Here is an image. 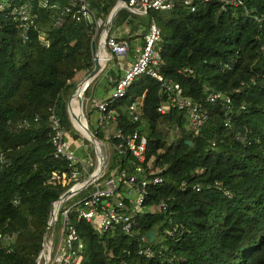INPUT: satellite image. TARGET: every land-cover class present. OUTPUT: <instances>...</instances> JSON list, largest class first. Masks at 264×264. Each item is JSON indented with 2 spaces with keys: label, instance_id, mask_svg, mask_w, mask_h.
Masks as SVG:
<instances>
[{
  "label": "trees",
  "instance_id": "obj_1",
  "mask_svg": "<svg viewBox=\"0 0 264 264\" xmlns=\"http://www.w3.org/2000/svg\"><path fill=\"white\" fill-rule=\"evenodd\" d=\"M86 1L105 20L119 0ZM187 1L141 16L120 9L109 33L128 42L131 57L155 22L162 76L200 103L208 118L194 135L185 111L157 112L166 95L145 75L115 100L95 99L100 73L88 85L87 123L96 111L93 100L109 102L117 114L112 126L146 138L143 167L163 182L147 189V208L130 234L98 233L72 211L70 222L84 245L79 264H264V0H240L238 7ZM48 3L57 8H42L39 0H0V233L7 237L0 243V264L37 263L52 202L65 192L48 184L53 172L67 170V163L54 157L51 116L66 139L80 135L68 102L92 67L93 29L76 20V9L55 27L69 0ZM21 4L31 8V22L11 16ZM118 59L125 58L114 57V65ZM108 70L102 94L120 78V71ZM209 91L226 93L230 104L207 103ZM140 100L141 117L133 122L125 110ZM88 129L102 139L104 128ZM112 142L107 170H132L137 161L118 154ZM148 233L154 234L152 242Z\"/></svg>",
  "mask_w": 264,
  "mask_h": 264
},
{
  "label": "built area",
  "instance_id": "obj_2",
  "mask_svg": "<svg viewBox=\"0 0 264 264\" xmlns=\"http://www.w3.org/2000/svg\"><path fill=\"white\" fill-rule=\"evenodd\" d=\"M203 1H218L233 7L242 6L240 0ZM175 3L176 0H119L114 7L119 10L126 9L132 14L141 16L150 9L169 11ZM187 4H191V1L188 0ZM39 5L42 8H57L55 4L49 5L48 0H39ZM72 9H76L77 21H84L93 29L92 42L95 46L93 64L89 70L85 71L83 79L92 72L95 64L99 65L100 70L94 77L87 80L85 84L87 88L114 57L126 58L128 56L129 44L125 40H117L115 34H107L105 27L111 12L105 20L97 17L86 0H69L68 6L63 7L55 19V27L60 28L63 25L64 18L72 13ZM30 10L31 8L27 5L21 4L11 10V16L22 23H28L31 22ZM193 10L194 7H191V11ZM40 40H43V37H40ZM159 40L160 30L156 23L152 22L144 37L143 45L136 50L134 61L116 81L109 98L115 100L124 97L126 90L135 78L141 75L150 77L160 84L162 92L166 95V101L157 108V112L165 114L170 108L185 111L188 116L190 132L196 135L206 122L208 112L203 109L200 103L183 95L178 83L162 76V58L160 48L157 46ZM99 55H102L103 61ZM110 82H112L111 79ZM78 92L77 89L71 100L68 114L74 129L89 142L88 136L74 120V117L80 114L82 124L88 128V123L83 115V106L84 104L86 106L88 101H84L82 97V112L80 113L77 102ZM206 101L209 104L218 101L224 105L230 104L229 96L222 92H207ZM91 106L99 114L95 128H104L101 140H97L90 132L95 143L89 142L92 144L94 152L95 149L100 152L104 150L106 161L101 171H99L98 159L95 157V161L92 160L91 152L86 153V160L76 156V149L72 148L71 139L65 138L59 122L54 116H51L53 129L51 145L54 157L63 159L67 163V170L53 172L48 184L64 188L65 192L72 188L73 192L61 204H59V200L65 192L58 200L52 202V216L49 217L47 224L49 230L43 240V250L36 264H79L84 245L80 235L70 222L72 211L77 219L83 220L98 233L110 230H119L124 234L132 233L137 217L147 208L144 205L147 189L150 185H158L163 182L160 176L153 175L154 171L145 170L143 167L146 159V138L139 136L137 132L126 134L122 129L114 128L112 123L117 120V114L114 110L109 109V102L93 100ZM125 111L133 122L139 121L142 100L131 102ZM111 140H113L111 146L118 154L129 155L137 161V165L132 170L126 168L107 170L106 151ZM3 163V155L0 151V164ZM147 167L150 168V166ZM80 195H83L82 198H79ZM72 200L73 202L68 208H61L65 202ZM160 206L164 208V204L161 203ZM151 208H155V205H152ZM6 240L7 237L0 233V243ZM142 240L146 241V238L142 237Z\"/></svg>",
  "mask_w": 264,
  "mask_h": 264
},
{
  "label": "rangeland",
  "instance_id": "obj_3",
  "mask_svg": "<svg viewBox=\"0 0 264 264\" xmlns=\"http://www.w3.org/2000/svg\"><path fill=\"white\" fill-rule=\"evenodd\" d=\"M158 27V26H157ZM159 28V27H158ZM119 33V32H118ZM120 34V33H119ZM123 60H120L119 59V61H117V63H115V65L116 64H120L121 66H123V62H122ZM129 61L130 60H128L127 62L129 63ZM114 63L112 62V61H110L108 64H107V67L106 68H104L102 71H101V73H100V75L98 76L99 78H97V80H96V83L94 84V85H96L97 86V88H96V90L94 91V96L97 98V99H103V98H105L106 96H108L109 97V95L111 94V91L109 92H106V93H103L102 94V92H100L101 91V88H99L98 86L100 85V87H101V85H102V83H100L103 79H104V76H106V74L108 73V69H112V70H115V67L114 66H112ZM84 75H85V73H84ZM84 77V76H83ZM83 79V78H82ZM82 79L80 80V82L82 81ZM79 82V83H80ZM94 85L93 86H90V90L91 89H93V87H94ZM110 93V94H109ZM83 98H84V96H82ZM84 101H85V99H84ZM84 106H85V104H84ZM70 109V108H69ZM86 111V113L89 111V105H86V109H85ZM71 112V111H70ZM89 116V122H88V125H89V127H90V130H92V128H94V127H96V122H97V119H98V117H99V114H98V112L97 111H92V113H90V115H88ZM100 137H101V132H100ZM87 141V140H86ZM85 140H84V138H82V136L81 135H79V137L75 140V141H73V140H71L70 142H71V144H73V146H72V148H75L76 149V156L77 157H79V158H81L82 160H86L87 159V156H86V153L89 151V153L90 152H93V146H92V144L91 143H89L88 141L86 142ZM102 152V151H101ZM103 152H104V150H103ZM107 153H108V150H107ZM95 157H96V155L94 154V157H93V154L91 153V158H92V160H94L95 159ZM95 161V160H94ZM82 196L83 195H80L79 196V198H82ZM72 202H73V200L72 201H67V202H65L63 205H62V209H65V208H68L71 204H72ZM157 227H154V229L153 230H155ZM56 235H57V232H56ZM49 236H50V233H49ZM57 241V240H56ZM150 241V240H149Z\"/></svg>",
  "mask_w": 264,
  "mask_h": 264
},
{
  "label": "water",
  "instance_id": "obj_4",
  "mask_svg": "<svg viewBox=\"0 0 264 264\" xmlns=\"http://www.w3.org/2000/svg\"><path fill=\"white\" fill-rule=\"evenodd\" d=\"M118 10H119V9H118V8H115V7L111 10L109 20H108V22H107V24H106V27H105V28H106V32H107V34L109 33L110 25H111L112 19L114 18L115 14L118 12ZM94 47H95V46H94V43H92V44H91V49L94 50ZM99 70H100L99 65H98V64H95L94 69L92 70V72H91L86 78H84V79L79 83V85H78V87H77L78 91H80V94L77 96V102H78V106H79V109H80V113L82 112V110H81V107H82V94L84 93L85 88H86L85 84H86L87 80L90 79V78H92V77H94V76L99 72ZM72 99H73V97H71L70 100H69V102H68V110H69V108H70V103H71V100H72ZM74 120H75V122L77 123V125H79V126L83 129L84 133L88 136L89 142H91L92 144H94V143H95L94 137H93L92 134L90 133V131H89V129L87 128V126H84V125L82 124V122H81V118H80V114H78L77 116H75V117H74ZM187 144L190 145V142H188ZM94 153H95L96 158L98 159V162H99V171H101V170L103 169L104 164H105V161H106L105 153L100 152V151L97 150V149H95V152H94ZM72 192H73L72 188L69 189L68 191H66V192L64 193V195L61 197V199L59 200V204L63 203V202L66 200V198H67ZM51 216H52V206H51V212H50V216H49V217H51ZM48 230H49V226L47 225L46 232H45V234H44V238H45V236H46ZM147 236H148L150 242H152L153 239H154V234H152V233H148ZM42 250H43V249H42Z\"/></svg>",
  "mask_w": 264,
  "mask_h": 264
},
{
  "label": "crops",
  "instance_id": "obj_5",
  "mask_svg": "<svg viewBox=\"0 0 264 264\" xmlns=\"http://www.w3.org/2000/svg\"><path fill=\"white\" fill-rule=\"evenodd\" d=\"M141 46H138L136 49H135V51H134V55H132L131 57H126L125 59H123V66H121L120 64H116V65H114L113 64V66L115 67V70H118V71H120V76L123 74V72L128 68V66L130 65V63L131 62H133L134 61V59H135V57H136V50L138 49V48H140ZM127 59V60H126ZM121 60V59H120ZM128 60H130L129 61V63L127 62ZM118 61H119V59H118ZM111 83H113V82H111ZM99 88H101L100 87V85L98 86ZM112 88H109V92L111 91V93H112ZM108 91H106V92H108ZM110 94V93H109ZM111 96V94L109 95V97ZM108 96H106L105 98H103V100H105V99H108L109 98ZM95 99H97L96 97H95ZM97 100H99V99H97ZM51 240V239H50ZM53 243L55 244V242H54V240H53Z\"/></svg>",
  "mask_w": 264,
  "mask_h": 264
},
{
  "label": "bare ground",
  "instance_id": "obj_6",
  "mask_svg": "<svg viewBox=\"0 0 264 264\" xmlns=\"http://www.w3.org/2000/svg\"><path fill=\"white\" fill-rule=\"evenodd\" d=\"M99 57H101V61H103V57H102V55H99ZM80 94V91L78 92V95ZM73 112V111H72Z\"/></svg>",
  "mask_w": 264,
  "mask_h": 264
}]
</instances>
